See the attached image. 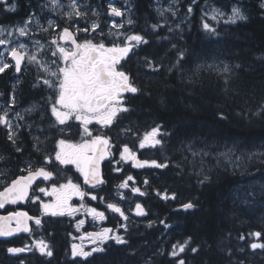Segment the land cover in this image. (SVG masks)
Returning <instances> with one entry per match:
<instances>
[{"label": "trees", "instance_id": "1", "mask_svg": "<svg viewBox=\"0 0 264 264\" xmlns=\"http://www.w3.org/2000/svg\"><path fill=\"white\" fill-rule=\"evenodd\" d=\"M110 5L123 9L124 19L110 15ZM78 6L85 15L73 13L69 19V12L61 13V28H87L77 31L81 37L108 39L112 45L109 33L115 30L109 20L116 19L123 21V33L148 41L123 61L140 91L127 96L129 111L111 128V137L119 147L160 125L162 147L141 149L140 161L167 167L118 170L110 161L104 165V183L96 203L89 204L107 216L101 224L127 244L109 240L103 252L87 259L73 256L72 244L83 233L79 218L50 217L43 227L33 223L25 238L0 240V264H178L180 259L185 264H264V249L251 248L252 243L264 244V0H78ZM233 6L247 19H210L213 8L229 16ZM169 8L160 15L158 10ZM44 10L43 0H2L0 28L24 21L32 11L45 19L49 12ZM204 22L215 34L204 30ZM93 23L99 25L95 31ZM153 24L161 27L153 31ZM3 63L12 66L0 73V114L8 111L17 137L14 144L9 129L0 124V173H6L0 175V187L18 175L21 164L39 162L58 136L48 102L53 95L40 79L43 74L29 64L17 75L8 53L0 55ZM25 107L30 110L24 115L20 109ZM131 174L128 187L118 188ZM188 202L195 207L185 210L182 205ZM109 203L127 219L109 209ZM137 204L146 215L136 214ZM255 232L261 236L250 235ZM189 238L185 252L170 255L173 244ZM36 240H47L52 255L32 247ZM11 245L28 248L12 255Z\"/></svg>", "mask_w": 264, "mask_h": 264}, {"label": "snow or ice", "instance_id": "2", "mask_svg": "<svg viewBox=\"0 0 264 264\" xmlns=\"http://www.w3.org/2000/svg\"><path fill=\"white\" fill-rule=\"evenodd\" d=\"M2 2V0H0ZM53 8L60 7L59 0H51ZM14 5L12 9L14 10ZM69 7L72 9L67 15L69 19L72 18L73 13L77 17H82L85 13L79 10L77 0H70ZM160 15H163L165 11H172L171 8L165 10H158ZM192 11L191 8L188 9ZM175 15V12H172ZM110 15L122 16L123 12L110 5ZM207 15V13H206ZM225 13L219 8H213L211 11L210 19L219 22L220 18H223ZM247 17L243 14L240 8L233 6L231 15L228 16L226 23H235L237 20H246ZM31 23V19L25 22L24 27H20L15 31H18L19 36L24 37L28 35L27 25ZM128 24H132L133 21L129 19ZM39 26V22L37 21ZM49 27H53L52 22L49 21ZM99 27L98 24L93 23L91 30L95 31ZM123 27V24H113V28H116V32H110L109 36L113 37L114 42L111 46H106L103 41L94 43L93 40H85L78 42L75 39L74 33L68 28H64L57 36L51 41L52 45L56 46V50L52 52L56 60H52L49 64L46 61H40L36 53L29 54L26 49L27 45L21 43L18 47H11L9 54L14 60V67L17 72L21 71V64L27 58L29 64H36L39 68L47 74L46 77H41L43 85L47 86L55 94L48 98L50 104V112L52 117L55 118V124L53 126H66L61 127L58 130L63 133L66 131L69 121L79 122V128L81 141L79 143H71L65 139H59L56 143V151L54 159L59 162L60 165L75 166V169L83 177L85 185H89L92 188L97 187L99 184L104 183L101 178L100 164L109 155H111V148L113 147L109 137L102 134H93L90 130V125H98L100 129L110 128L114 121L118 118L119 114L129 111V108L125 103V94H136L140 91L130 80L128 74L120 70L121 62L124 61L129 52L133 48L138 47L141 44H147L148 41L144 36L139 34L126 35L120 32L119 29ZM161 25L153 24L152 29L155 31ZM203 28L206 32L215 34L216 29L213 28L208 22L203 23ZM89 31V29H77V31ZM171 30V29H170ZM5 29L0 28V35H3ZM47 31V29H45ZM12 33L9 32V36ZM101 35H103L101 33ZM115 42V41H121ZM63 42V43H60ZM10 40L0 39V45L10 44ZM70 43V47L64 46ZM34 44L39 45V41H34ZM42 48V46H41ZM2 55V53H0ZM182 53L180 57L182 58ZM52 65H55L53 69ZM12 65L3 63L0 66V73H3L6 69ZM148 66L156 69L151 61L148 62ZM228 71L227 67L224 69ZM14 102V100H13ZM17 119H23L20 113H16ZM0 124H3L9 129V139L15 144L14 133L12 131V121L8 118V111L0 114ZM18 127V126H17ZM161 126L157 125L150 131L146 132L140 139L139 147L141 149L146 147L156 148L162 147V139L160 138ZM39 142V137L35 138ZM17 151H20L17 148ZM39 151V148H37ZM121 159L124 161H134L133 166L137 168L143 167H155L165 168L167 164L158 163L155 160L140 161L136 159V154L132 152L127 145L123 146V150L120 153ZM195 155V153H194ZM3 159V157H0ZM46 163H52V158L48 155L45 156ZM22 171H26L27 175L20 176L13 179L11 183L4 187L3 191H0V208H3L5 204H16L19 201H25L29 198V189L33 185L34 181L38 177H43L45 181L52 178L53 173L45 170L44 167H39L33 170L31 165ZM0 175H6V173H0ZM207 179V177H205ZM133 180V177L128 176L125 181L118 185V188L124 189L128 187V181ZM147 183V181H145ZM41 193L45 196H51L54 199L50 203H42L44 214H50L52 216L75 215L83 209L88 215H91L93 219H104V213L97 211L96 208L85 207L83 203L79 207L71 205L70 201L73 196H77L81 201L84 200L86 193L81 190L80 185L73 183L71 179H68L67 183L60 184L59 187L55 185L51 190L45 188H39ZM134 193L140 192V189L133 188ZM144 195V193H140ZM158 195H160L158 193ZM164 198H168L165 196ZM34 199H39L35 197ZM91 199L95 200L96 196H91ZM103 199V198H101ZM171 199H175V194L171 196ZM112 211L119 213L124 219L127 216L124 212L115 204L109 203L107 205ZM185 210L192 209L195 205L191 202L182 205ZM137 215H146L144 209L140 204L136 205ZM33 217L29 216L27 212L17 211L10 213L8 216H0V236H12L16 232L24 231L29 232L28 221ZM15 220L16 228L10 226L11 222ZM84 223L83 220L79 221V225ZM163 223V222H162ZM35 224L39 226L41 220L35 218ZM126 229V226H123ZM167 227V226H166ZM112 229L104 228L99 232H93L87 234L93 244L98 246L93 247L90 251H85L83 247L73 245V256H80L85 259L92 256L93 253L103 252L102 247L109 240H113L116 244H127V240L119 234L110 235ZM257 238L261 236L260 232L251 233ZM244 237L241 236L240 239ZM84 239V237H82ZM191 243L190 238L186 239L183 243L177 242L172 245V251L170 253L173 257H178L180 253L185 252ZM27 246L24 248H9L8 252L17 254L24 252ZM36 248L42 255L51 256L52 252L48 249V245L43 241H39L36 244ZM251 248L253 250L257 248L264 249V244L252 243ZM192 252H196V248L191 249ZM178 264H185L183 259L178 261Z\"/></svg>", "mask_w": 264, "mask_h": 264}, {"label": "flooded vegetation", "instance_id": "3", "mask_svg": "<svg viewBox=\"0 0 264 264\" xmlns=\"http://www.w3.org/2000/svg\"><path fill=\"white\" fill-rule=\"evenodd\" d=\"M43 5H44V2H43ZM45 11L46 10H44V12ZM46 12H48V11H46ZM38 14H41V13H36L35 11H32L28 17L34 16V15H38ZM45 21H47L46 18H45ZM59 22H60V17H59ZM97 23H99L98 18H97ZM60 24H61V22L59 23V27H61ZM74 31L76 32V35H77V37H78L80 42L85 41V39L83 37H81V35L76 30H74ZM102 41L105 43L106 46H111V44H110L108 39L102 40ZM93 42L94 43H99L101 41H94L93 40ZM65 45H66V47H70L69 43L65 44ZM122 64H123V61L121 62L120 70H122L126 74H128L122 68ZM28 65H29V63L27 62L26 65H25L24 70L28 67ZM21 75L22 74H20L19 76H21ZM129 77H130V75H129ZM51 93H52L53 96L55 95L52 92V90H51ZM129 94H131V93H126L125 94V102H126V98H127V96ZM29 110H30V108L25 107V108L20 109V113L25 115L26 112H28ZM121 115H122V113L119 114L118 118L114 121L113 125L110 128L100 129V127L98 125H95V124L90 125L89 127H90V130L93 131L94 135L102 134V135H105V136L109 137L110 140H111V143L113 145V147L111 148V155H109V158L104 163V165L108 161H110V164L112 166H114L118 170H122V168L125 167V166H128L130 169H133V168L137 169V167L133 166L134 161H132V160L124 161V160L121 159L120 153L122 152L124 145H121V146L118 147L117 142L111 137V128L113 126L115 127V125L119 122L118 120H119V117ZM51 123H52V125L55 124V118L54 117L51 118ZM61 127H66V126H54L55 131L58 134V136L55 138L56 143H57V141L59 139H65V140H67L68 142H71V143H79L81 141L80 132L82 131V129L79 128V122H76L74 120L73 121H69L68 122V126L66 128V131L63 132V133H61L58 130ZM12 131L14 133V138H16L17 137V132L15 130H12ZM139 142H140V140L134 142V141H132L130 139L129 142L126 144L129 147V149L136 154V159L137 160H140V150H141V148L139 147ZM56 143L51 148V150L49 152H46L45 154L41 155V157H40L41 159H40L39 162L27 161V162L21 164V167L19 168V171H18V175L16 177H13L12 179H10L8 184L0 187V191L3 190L4 187L8 186L11 183V181L13 179H16L18 176L27 175V172L26 171H22V170L27 169L30 165H31L33 170H36L39 167H44L47 171H50V172L53 173L52 178L47 180V181H45L43 178H41V179H39L38 181L35 182V184L32 186V189H31V196L27 200V202H26L27 204L26 205H20V206H11V205H9V206H6L4 208V210H0V214H10V213H14V212H17V211H24V212H27V213H30V214L34 215L36 218H39L41 220L42 227H43V223L45 221H47V219L50 218V217H53V218H57V217H71V218H75V217H78L79 221L80 220L84 221V223L81 225L83 233L78 239L79 242H78V240L73 242L72 249H73V245H78L80 247H83V249L85 251H90L93 247H96L98 245L97 244H93L89 239H87L86 238L87 234L88 233H93V232H99V231H101L104 228L111 229L110 227L101 224V222L104 221L106 219V217H107L105 214H104V219H102V220L99 219V218L93 219V217L91 215H88L83 209H81L80 212H78V213H76L75 215H72V216L67 215V214H65L63 216H60V215L52 216L50 214H44L43 208L41 206L42 203H50V202H52V200L54 198L51 197V196H45L44 193H41L39 191V188H45V189L50 191L51 188L54 185L56 187H59L60 184L67 183L68 179H71L73 181V183L79 184L81 190L86 193L85 198H84L83 201H81L79 197L73 196L71 201H70L71 205L74 206V207H79V205L81 203H83L85 205V207L94 208V206H92L89 203H96V199L95 200L91 199V196L94 195L97 198V191H98V189H99V187L101 185V184H99L95 188H92L89 185H85L84 182H83V177L75 169V166H72V165L63 166V165H60L59 162L55 161L54 156H55V151H56ZM46 155H48V156H50L52 158V163H46V161H45V156ZM35 156H37V155L35 154ZM104 165L102 166V169L100 171L102 179H103V173H104ZM130 176H132V174ZM35 197H39V199H34ZM90 221H92V225L91 226L89 225ZM34 224H35V221H34ZM27 234H29V232L25 233V234H22V235L15 236L14 238L9 239V240H18V239H21V238H25L26 236H28ZM82 237H84V239H82ZM0 240H4V239L0 238ZM4 241H6V240H4ZM40 241H43L45 244H47L48 245V249H49V242L47 240H40ZM108 242L109 241H107L105 244H103L102 247L105 248V245ZM13 247L22 248L20 246H13V245L9 246L8 248H13Z\"/></svg>", "mask_w": 264, "mask_h": 264}, {"label": "rangeland", "instance_id": "4", "mask_svg": "<svg viewBox=\"0 0 264 264\" xmlns=\"http://www.w3.org/2000/svg\"><path fill=\"white\" fill-rule=\"evenodd\" d=\"M44 2V8L46 11H48L49 13L46 14V20L44 19V17L41 14L38 15H34V16H30L28 18H26L24 21L16 24V25H9V26H4L3 28L5 29L4 33H3V39L5 40H10L11 43L10 44H2V49H1V53L3 55L5 54H9V49L11 47H18L19 44L24 43L27 45V49L26 51L29 54L32 53H36L38 56V59L40 61H46L49 64L51 63L52 60H56L57 57H54L52 55V52L56 50V46L51 44V41L54 38H57L58 34L65 28V27H59V16L61 13L63 12H70L69 10H71V8L69 7L70 4V0H59L60 3V7H56L55 9L53 8L52 4H51V0H43ZM77 4H78V0H77ZM116 7V6H114ZM119 8V7H117ZM121 11H124L123 9L119 8ZM211 15V11L209 13V16ZM231 15V14H230ZM229 15V16H230ZM228 16L225 14L224 17L222 19L227 20ZM29 19H31V23H29L27 25L29 31H28V35L21 37L19 36L18 31H15L16 29L20 28V27H24L25 26V22L28 21ZM124 19V17H123ZM37 21L39 22V26L37 25ZM49 21L52 22L53 27H49ZM109 22L111 23V26L113 28V24H123V21H118L116 19H111L109 20ZM45 29H47V31H45ZM113 30H115V32L117 31L116 28H113ZM119 31H121V28L119 29ZM9 32L12 33L11 36H9ZM123 32V31H121ZM87 40V39H85ZM34 41H39V45L34 44ZM63 43V42H60ZM42 46V48H41ZM66 46V45H64ZM33 67H36L42 74L43 77H46L47 74L45 72H43L38 65L36 64H30ZM53 69H55V65H52ZM113 234V230L110 233V235ZM117 234V233H115ZM114 234V235H115ZM79 239L76 238L75 241H77ZM40 240H36L35 242H33V244L31 245L32 247L36 248V244L37 242H39ZM74 241V242H75ZM79 242V240H78ZM78 246V245H77ZM73 252V249H72Z\"/></svg>", "mask_w": 264, "mask_h": 264}, {"label": "water", "instance_id": "5", "mask_svg": "<svg viewBox=\"0 0 264 264\" xmlns=\"http://www.w3.org/2000/svg\"><path fill=\"white\" fill-rule=\"evenodd\" d=\"M123 16V15H122ZM122 16H119V17H122ZM71 32H73L74 33V36H75V39L78 41V42H80L79 41V39H78V37H77V35H76V33L71 29V28H68ZM70 44V43H69ZM10 58H11V60L13 61V63H15L14 62V60L12 59V57H11V55H10ZM26 63H27V58H25V60L22 62V64H21V71L20 72H17L16 71V73L18 74V75H20V74H22V72H23V70H24V68H25V65H26ZM108 158H109V156L105 159V160H103L102 162H101V164H100V171H101V169H102V166L104 165V163L108 160ZM46 170V169H45ZM18 177H20V176H18ZM17 177V178H18ZM41 178H43V177H38L37 178V180L36 181H38L39 179H41ZM36 181H34V183H33V185L35 184V182ZM32 185V186H33ZM32 186H31V188L29 189V198H30V196H31V189H32ZM1 191H3V190H1ZM28 198V199H29ZM28 199H26L25 201H19L18 203H16V204H5V206L3 207V208H0V210H4V208L6 207V206H9V205H11V206H20V205H26L27 203V200ZM141 206H142V208L144 209V211H145V207L142 205V204H140ZM24 212V211H23ZM9 214H0V216H8ZM28 215L29 216H31V217H33V219L32 220H29L28 221V227H29V229L31 230L32 229V223L35 221V216L34 215H32V214H30V213H28ZM138 216H141V215H138ZM144 216V215H143ZM10 226L12 227V228H16V222H15V220H13L12 222H11V224H10ZM24 233H27V232H24V231H20V232H16V233H14L12 236H7V237H4V236H0V238H2V239H4V240H9V239H12V238H14L15 236H18V235H22V234H24ZM27 250H25L24 252H26ZM10 254H12V253H10ZM18 254V253H17ZM12 255H16V254H12Z\"/></svg>", "mask_w": 264, "mask_h": 264}]
</instances>
